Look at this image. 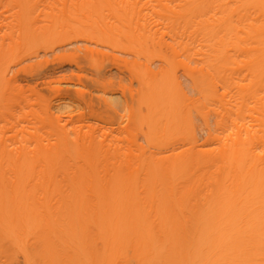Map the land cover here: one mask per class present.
Returning <instances> with one entry per match:
<instances>
[{"label": "bare ground", "instance_id": "obj_1", "mask_svg": "<svg viewBox=\"0 0 264 264\" xmlns=\"http://www.w3.org/2000/svg\"><path fill=\"white\" fill-rule=\"evenodd\" d=\"M0 264H264V0H0Z\"/></svg>", "mask_w": 264, "mask_h": 264}, {"label": "rangeland", "instance_id": "obj_2", "mask_svg": "<svg viewBox=\"0 0 264 264\" xmlns=\"http://www.w3.org/2000/svg\"><path fill=\"white\" fill-rule=\"evenodd\" d=\"M23 75L29 77V75H27L26 73H23ZM36 86H37L38 91L42 92L43 95L50 97L51 99L56 97V95H57L54 91L50 90L47 87V85H44L41 82H38ZM71 89L72 88H70L68 85H66L64 83L61 84V90H62L63 94L69 93L72 95V93L70 92Z\"/></svg>", "mask_w": 264, "mask_h": 264}]
</instances>
